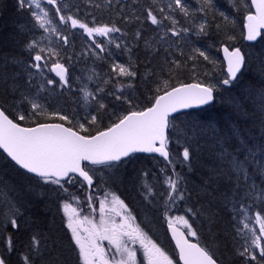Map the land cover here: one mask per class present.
Returning <instances> with one entry per match:
<instances>
[{
  "label": "snow or ice",
  "instance_id": "6c2138e0",
  "mask_svg": "<svg viewBox=\"0 0 264 264\" xmlns=\"http://www.w3.org/2000/svg\"><path fill=\"white\" fill-rule=\"evenodd\" d=\"M232 7H239L241 0H229ZM18 6L23 10L27 7L34 21V27L42 30V33L55 34L67 46L69 44L68 35H62L59 26H56L54 20L50 18L49 11L43 4L51 5L55 9V14L59 19V25L71 29H81L91 41L90 51L78 55L98 56V52H105L103 40L97 38H106L108 44H114L117 49L123 45L124 51L131 53V49L123 41H117L111 34L121 33V28L115 24H96L93 21L92 26L71 14L68 5L63 7L58 4V0H17ZM199 7L190 8L187 0H169L166 11L160 8L158 17L156 11L152 8L145 10L146 20L151 25L163 28V21L168 20L171 27H167L159 37L160 41L168 42V34L172 37L187 36L189 33L197 35H206L208 21L206 17L211 14L213 17H220L226 28L229 22V16L225 11L220 10L214 3V0H199ZM111 7V0H109ZM117 6L121 12L126 5ZM255 8V13L251 8ZM172 12H178L190 22V26L182 27L177 30L178 21ZM195 13H201L200 22L197 23ZM120 14V13H118ZM128 20L129 17L124 16ZM139 19V17H137ZM244 29L247 41H256L258 37L264 39V0H251L247 15L244 17ZM221 25H217L219 29ZM18 31L20 29L18 28ZM47 37L43 34L39 38H33L26 42L25 49L30 53L27 62L21 61L15 56L0 58V88L6 95L13 97L19 95L17 107L22 108L24 104L29 105L27 112L18 111L15 118L12 119L7 114L6 108L0 104V149L7 154L15 165L25 170L31 179H36L37 186L44 189L49 185H55L58 190L68 193L65 184H76L81 182L89 190L93 188L94 176L98 170L117 168L118 164L125 162V158H130L131 154L136 152L159 153L169 164H173L172 156L168 150L169 138L168 131L174 127L172 121L175 117L172 115L179 110L188 109L193 106L207 105L213 102L214 92L217 89L216 84H205L203 82L183 83L179 82L177 86L170 83L171 77L161 81L159 78L155 81L156 95L152 97L151 106L140 111H129L116 118L105 130L97 131L96 135H81L80 132H86L87 125H96L99 127V121L102 114L107 112L108 106L98 96L105 91L102 87H97L95 92L88 90L87 86L80 88L84 105L94 104V112L88 113L81 122L79 119L73 121V117L62 114L60 111L48 112L46 103H41V93L47 91V86H55L57 83L61 88L69 87L68 69L65 64L60 62L61 53L56 48L42 46L41 41ZM135 38H141V32L135 33ZM227 40H234L235 37L227 36ZM148 54L159 55V50H154L151 42L146 41ZM176 46H180L179 40ZM225 58L228 63L227 78L223 79V86L231 85L238 79V73L246 63L245 56L240 48L224 47ZM110 54V53H109ZM167 50L165 55V64L168 65ZM183 54V53H182ZM56 58L50 71L54 72L59 78L46 79L44 83L34 88V76L42 73L43 68L47 67L50 58ZM202 57L204 61L211 62L210 56L205 50L199 47H193L191 54L187 56V61H193V75H195L196 60ZM71 60V57H69ZM149 64H146L145 76L151 79L154 71H148ZM175 68L181 67L179 60H172L169 66V72ZM135 65L129 58V63H113L111 65L112 79L105 80V84L112 83L114 79L115 91L108 93L116 101H122L129 106L132 105L131 99L125 95V89L131 88L132 84L120 82V78H132L138 76V71L134 70ZM94 71V70H93ZM163 71V69L161 70ZM27 79H24V77ZM257 77L260 80V88L251 89L245 100L231 99L230 107L240 118L256 117L261 128H264V60H261L257 69ZM93 77L88 76L91 80ZM259 97V99H257ZM246 103L251 106L249 112ZM41 117H56L65 123H42ZM20 121H30L34 124L32 127H22ZM79 129L74 130V129ZM211 130L214 140L213 158L216 164L208 169V176L202 181L200 191L208 198L207 218L211 223L216 215L212 211L214 203L219 195L225 208L231 207L233 219L237 221L234 225L236 237L242 241L238 248L234 249L235 255L243 258L245 264H264V214L257 211L254 215L255 222L259 225V232L250 227L251 208L257 201L264 203V141L260 143L250 141L240 127L233 123L227 133H221L212 125L204 126L192 124L185 130V146L180 153L179 163L182 167L188 169V173L193 171L192 161L195 149L192 144L198 137L206 131ZM237 141L236 147L232 148L231 140ZM162 173L164 169L160 170ZM151 174L148 171L139 173L140 195L145 201L150 202L151 197L155 195L154 185L148 183V177ZM187 173H181L175 170L173 166L171 174H165L162 184L166 189V211L168 206L175 207L178 202H184L191 199V190L187 186ZM259 178V183L257 182ZM159 180V177H157ZM221 183L225 184V190L220 191ZM12 189L0 180V209H2L3 223L5 231L10 228L12 232L4 235L0 232V243H3L6 249L5 253H0V264H10L7 254L15 251L13 234L19 232L22 228L29 232L28 241L24 251L19 254L20 264H63L60 254L57 251V242L50 236L40 231H32L31 225L24 218L22 207L16 199L10 195ZM28 192L37 196H45L43 190L37 192L35 188L29 187ZM111 196V201L108 197ZM73 200L78 201V197L73 196ZM96 199L91 195L87 197L88 206L92 207ZM251 201V203H248ZM109 203L111 207H109ZM61 207L67 215V228L71 231V242L78 249L79 260L81 264H138L137 249L134 247L139 244L143 249L147 264H174V261L165 254L147 235L138 227L134 226L135 218L132 216L125 204L115 193L105 192L102 199H99L100 221L99 224L93 223L88 217L83 220L74 218L76 209L72 208L66 200ZM72 208V214L68 210ZM119 209V210H117ZM187 212L194 216L201 215L193 208H188ZM119 217V220H117ZM176 219L183 222L185 233L177 235L176 229L172 227V221L169 220V227L172 228L173 238L176 240V247L179 249V258L183 264H222V261L215 257L206 246H201L198 238V232L189 220L184 216ZM87 223L90 227H83ZM81 229L84 234H82ZM187 237H197V242L193 243ZM108 241L110 248H104L102 241ZM114 249V251H113ZM257 250L259 258L257 257Z\"/></svg>",
  "mask_w": 264,
  "mask_h": 264
},
{
  "label": "trees",
  "instance_id": "16d2710c",
  "mask_svg": "<svg viewBox=\"0 0 264 264\" xmlns=\"http://www.w3.org/2000/svg\"><path fill=\"white\" fill-rule=\"evenodd\" d=\"M217 2H220L219 4L221 6H224V0H217ZM241 2L242 3L240 4L247 5V0H241ZM119 3L126 5V8H123L122 13L127 15V17H129V20L133 23L125 25L129 29L128 33L130 34V30L134 34L138 30L141 32V40L135 38L137 41L140 42V44L139 42H136L135 49L130 47L133 53L136 50H139L136 56V60L134 62V70L138 71V76L130 82L132 84V87L129 88L128 92H125V95L129 99H131L133 106H129L127 103L121 101H116L114 97H110V100L106 101L107 103H109L107 105V112L102 114V119L99 121V127H97L96 125L86 124L88 130L86 132L81 131V133L85 135H92L93 133L106 128L111 123H113L117 117L131 110H142L150 106L152 103V97L156 95L155 81L157 80V78L163 81L171 77L170 83L172 84V86L177 85L179 82L184 83L190 81L203 82L205 84H213L210 80L212 79L213 81V79H215L216 75L214 74V72H216V74H220L223 79H226L227 77L223 72V64L221 62L219 45L215 47V44L220 41L222 42L224 40L223 43L230 46H239L244 53L245 59H249V51L247 50H250V52L257 53L258 57L259 55L263 54L260 57H264V39L260 38L259 42H257L255 45H247L243 41L242 20L247 8L246 10L241 8V11L238 12L236 15V13L233 10L232 13L230 11V7H227V5L225 4L224 7L226 8V12L228 10L227 14L229 15V12H231L232 17L236 15V21L231 22V20H229L225 28L222 19L216 16L219 21L218 23L220 24H212L209 20L207 24L206 35L195 36L199 39L204 40L203 42H206L205 45H209L211 47L210 50H208V47L204 48L205 46L200 49H204L210 57H213L212 59L214 60V63L209 64V61H204L202 57H198L196 60L195 75H193V61H187L186 65L184 63L187 60V56L191 54L192 49L188 50V48L184 49L185 47H182L180 52L184 50V53L179 54L175 52L173 48L168 49V46L167 48L161 47L162 45L167 44L164 42L163 44L159 43V45H153L154 50H159V55H155V52H153L152 55L148 54V49L146 48L145 41H149L150 36L157 37L159 36V34L158 32H155V30H153L155 27L154 25L152 29L147 28V30L144 31V26L146 27L150 24V22L147 21L145 18V10L148 8H152L154 11H156L159 17L160 13L156 9H159V4L166 7L165 2L161 1L160 3H157L154 7H151L149 0H119ZM58 4H60L62 7L64 5H73L79 7V10H81V17L83 15L86 16V14L92 13L96 16V18H100V16L96 12L103 10L108 14L110 13L109 9L115 8L112 3V6L109 7V2H107L106 0H58ZM115 4L116 7H118V0H115ZM119 10L121 9L119 8ZM65 11H70V7H68V9H65ZM134 12H136V14ZM171 14L173 15L175 14V12H172ZM137 17H139V20L137 19ZM140 18L142 21L140 20ZM86 19L88 20V18ZM167 21L168 20H164L163 22L167 23ZM103 23L110 25H124L120 22L118 23L113 18L111 20L103 19ZM217 24L221 25V27L220 29H215L216 35H212V26H217ZM137 27L138 29L136 30ZM18 28L20 29V31H18ZM165 29L166 28L164 26L163 30ZM38 33L39 30L34 27V21L26 7L22 10L18 6L17 0H0V58L15 56L21 61L25 62L28 59V55L30 54L25 49V44L30 39L35 38ZM226 35L233 36L235 37V39L227 40L225 38ZM68 36H70L68 44L69 46L72 43V46H77L78 42H83L82 44H84L85 46V41L82 39L81 35L79 36L78 34H72L71 32V35H69L68 33ZM220 37L222 38L220 39ZM143 40L144 42H142ZM60 42L62 43L63 41L60 40ZM184 42L187 43V41ZM192 43L193 41L189 42V44ZM245 46L246 49L248 47L247 50L245 49ZM255 49L256 51H254ZM166 50L168 53V65L165 64ZM72 52L74 54L77 53L76 51ZM213 53L215 54V57ZM260 57L258 59L256 58L257 60L254 59V62H252L253 60L251 59V61L248 60V65L244 66V69L238 76V79L234 81L231 85H222L224 92L221 95H216V99L211 106L202 110L190 111L174 116L175 119L172 121L174 127H170L168 131L169 149L172 152V160L175 162L173 164L166 165L165 163H158V160L153 157L133 156V158H131L129 161L118 164L117 168L98 170V172L95 173L96 185L93 187L92 190L88 191L86 187L82 185L81 182H77L76 184H65V187L68 188V193L60 191L58 194V190L56 189L55 185H49L44 189H40L37 186L36 179H31L29 175L19 170L17 167L11 164L0 152V180L4 181L9 189H12L10 195H12L17 202L23 205L22 212L24 213V218L22 219L21 223L23 224L26 220L28 224L31 225L32 231L38 230L54 239L57 242V251L60 254V259L62 260L63 264H81L79 260L78 250L76 249V251L73 252L75 245L71 242V236L68 232V228L66 225V217L63 213V209L59 207V205L63 201H67L72 198V192H85L86 195L87 193H91L94 191H103L104 189H107L110 190L111 193H115L117 196L120 197V199L124 200L126 204H128L132 209H134L135 213L142 222H146L147 224H149L150 228L147 229V231L153 239H156L159 242L162 239V242H166L169 248L172 249V246L165 233V227L163 224V216L166 210V199L162 196L161 193L162 190H164L162 187V182L160 180L163 176V173L160 172V170L156 169L155 166L166 170L173 168V165L175 167V170L181 173V175L187 173V186L191 190L192 194L191 199L186 200L184 202H178L175 205V208H177L178 210L176 211L189 220V223H191L198 232V238L200 243L203 246H206L211 253L214 252L213 254H216L215 257L220 259L222 261V264H245V260L235 255L234 253V249L240 246V241L235 235L232 213L230 211L231 207L229 206L228 208H225L218 195L212 208V211L215 212L216 215L213 221L210 223L209 219L207 218L208 198L204 196L202 191H200L202 181L206 179L209 174L208 169L216 164V161L213 158L214 140L213 133L211 132V130L209 129L208 131H206L202 136L198 137L195 143L192 144L195 151L193 154L192 161L193 171L191 173H188V169L182 167L180 163L178 164L179 160H175L173 159V157L175 149L178 148L176 147V145L179 144L177 142L180 141L183 136L185 138V130L192 124H200L204 126L212 125L214 128H216L217 131L223 134L227 133L229 127L235 122V124H237L240 129L243 128L242 130L245 136L250 141L256 143L264 141V128L260 127L259 123L257 122V118H240L235 114L233 108L230 107V100L232 98L244 101L248 92L251 89L260 88L261 84L259 78L257 77V69L259 67L260 61L264 60V58ZM89 58L90 56L87 58V62L91 61ZM174 59L179 60L181 62V67L175 68L174 66H172V70L171 72H169L170 62ZM149 62L150 65L148 71H154L156 74L151 79H147L145 76V65L149 64ZM61 63L64 64L63 60L61 61ZM249 65H251L252 68L247 74V67ZM83 68H85V66ZM69 69L70 68L68 67V70ZM162 69L163 71H161ZM211 75L214 77H212ZM24 79H27V77L25 76ZM74 91L75 90H72L71 95H65L63 93L60 94L58 98L54 96V101L48 99L47 96H41V101H44V103H46L48 112L60 111L62 114L64 112H70V114H73L72 106L79 107V101L77 99V96L80 98L77 92ZM50 93H52L50 94V96L54 95V91L51 90ZM73 94L75 97H72ZM258 98L259 97H257V99ZM19 99V95L15 97L11 95H6L3 92V88H0V104H2L6 108L7 114L12 119H14L16 116L15 111L18 108L17 102L19 101ZM69 100L73 103V105L70 103ZM246 107H248L250 112L251 106L246 103ZM28 109L29 108H27V105L25 104L24 112H27ZM116 112H119L121 115H114ZM77 116L78 115H76V117ZM84 117L81 118L82 122H84ZM56 121L63 122L56 117L40 118V122ZM19 123L23 126L34 125L30 121H20ZM63 123L70 126L67 122ZM76 130L79 131L78 128ZM180 144H185V140L182 141V143ZM236 144L237 141L235 139H232L230 146L232 148H235ZM182 150L183 147L179 149L180 159V153L182 152ZM143 171H148L151 174L148 177V183L154 185L155 187V195L151 197L150 202L145 201L142 198V196L140 195V189L137 188L138 185L136 183V177H138L139 173ZM157 177H159V180H157ZM125 179H127L128 185L125 184ZM257 181H259V178H257ZM29 187L35 188L37 192L43 190L45 192V196L37 197L29 193ZM225 187L226 185L221 183L220 191L223 192L225 190ZM248 203H251V201H249ZM259 203L261 202L259 201ZM202 206L203 212H201V215L194 216L192 215V213L187 212L188 208H193L195 211L200 212ZM169 207L172 208L171 206ZM258 210L261 211L262 214H264V203L260 204ZM5 227L6 226L3 223L2 209H0V232L4 233V235H7L8 233L12 232L10 228H7V231H5ZM28 236L29 232L25 231L24 228H22L19 232L13 234L14 248L16 249L12 253L7 254L10 264H20L19 254L24 251L23 245L27 243ZM190 238L197 240V237ZM5 252L6 249L4 248L3 243H0V253ZM253 264H255V262H253Z\"/></svg>",
  "mask_w": 264,
  "mask_h": 264
},
{
  "label": "rangeland",
  "instance_id": "374dc122",
  "mask_svg": "<svg viewBox=\"0 0 264 264\" xmlns=\"http://www.w3.org/2000/svg\"><path fill=\"white\" fill-rule=\"evenodd\" d=\"M160 1H162V2H165V4H166V7L165 6H163V5H161V4H159L158 6H159V9L160 8H164V9H167V5H168V3H169V0H149V2H150V4H151V7H154L157 3H160ZM107 2H109V0H107ZM216 2V3H215ZM224 2H226V5H227V7L229 6L230 7V11H234L236 14L238 13V12H240L241 11V8H243V9H245L246 10V8H247V5L246 4H240L239 5V9H237V7H235V8H233L231 5H230V3H228L229 2V0H225ZM187 3L189 4V6H190V8H195V7H199L200 5H199V0H187ZM214 3L216 4V5H219V6H217L220 10H222V11H225L226 12V8L225 7H223V6H221L218 2H217V0H214ZM242 3V2H241ZM152 5H154V6H152ZM43 6L46 8V10H48L49 11V15H50V18H52L55 22H57V23H59V19H58V17L56 16V14H55V12H54V16L53 15H51L50 14V5H47V4H43ZM115 7H116V4H115ZM223 7V8H222ZM101 8V7H100ZM103 9V8H102ZM159 9H156V10H159ZM71 14H74L75 16H76V18H78V19H80V20H82L83 22H86V23H88L89 24V26H92V24H93V21L94 20H92L93 18H89V20H86V16L85 17H81V14H80V10H79V7H76V6H73L72 5V9H70V11H69ZM99 16H100V18H96V21H95V23L96 24H104L103 23V19H110L107 15H106V12L105 11H98V12H96ZM226 13H228V10H227V12ZM231 12H229V20H231V22H235L236 21V18H235V16H234V18L231 16V14H230ZM174 16H175V18L177 19V21L179 22L178 23V25H180L181 26V28L182 27H188V26H190V22L188 21V20H186V18H182V15L181 14H179L178 12H175V14H174ZM195 16L199 19V17L200 16H203V14H200V13H195ZM212 15L211 14H209L207 17H206V19H207V21L209 22V20H210V22L212 23V24H215V23H218L219 21H218V19L216 18V17H211ZM181 18V19H180ZM179 19V20H178ZM196 20V22L197 23H199L200 22V19L199 20ZM127 22H131L129 19L128 20H126ZM181 21V22H180ZM218 24H220V23H218ZM217 24V25H218ZM56 25V24H55ZM110 25V24H109ZM163 25L165 26V28H167V27H171V24L170 23H164L163 22ZM177 25V30L179 31V29H180V26H178ZM185 25V26H184ZM56 26H58V25H56ZM115 26H117V27H119V28H121L122 29V32L121 33H113V34H111L112 35V37L114 38V39H117V41L119 42V41H123L124 42V44H126L127 45V47L128 48H136V39H135V34L130 30V33L131 34H129L128 33V28H127V26H125V25H115ZM59 27H60V29H61V33H62V35H68V33H69V35H71V32H72V34H79V35H81V37H82V39L84 40V41H86V43H85V46H84V44H82L81 42H78L77 43V46H72V44H70V46L69 45H67V46H65L64 44H63V42L61 43L60 42V39H58L56 36H55V34H49V33H42V30H39V33L35 36V38H39L42 34H43V36H45V37H47L46 39H43L42 41H41V44H42V46H45V47H52V48H56L57 50H59L60 51V53H61V59H60V62L63 60V62H64V64H65V67L66 68H70L68 71H69V73H68V76H70V78L71 79H69V87H64V88H61V86L57 83L55 86H47L46 85V88H47V91L45 92V93H41V96H47L48 97V99H51L52 101H54V96H56L57 98H58V96L60 95V94H65V95H71V92H72V90H75L74 92H77V89L78 90H80V88H82V87H75V82L76 81H78L79 82V84L81 85V86H87V88H88V90H90V91H93V92H95V90H96V88L97 87H102V88H104L105 89V91L103 92V93H99L98 94V96L103 100V102L106 104V105H108L109 103H107L106 101L107 100H110V97H112V96H110V95H108V93H110V92H114L115 91V88H114V84H115V80L113 79L112 80V83H110V84H105L104 83V81L105 80H109V79H112V74H111V65L113 64V63H116V62H119V63H124V64H128L129 63V58H130V56H131V60H132V62H133V64H134V62H135V60H136V56H137V54H138V52H139V50H136L135 52H134V54H132L133 52L131 51V53L129 54V53H127L126 51H124V48H123V45H122V47L120 48V49H117L116 47H115V45L114 44H108L107 43V39L106 38H97L98 40H103L104 41V44H105V48H106V51L105 52H99V50H96V52H98L99 54H98V56H92V55H87V54H84V55H78V54H81V53H86V52H88V51H90V49H91V47H92V44H91V41L89 40V38L83 33V30H81V29H71V27H70V25L68 26V28L67 29H65V27H63V26H61V25H59ZM213 27V31H212V35H216V31H215V29L217 28V26H212ZM147 28H153V25H151V24H149V25H147L146 27L144 26V31H146L147 30ZM157 29V30H156ZM162 28H158L157 26H155L154 27V29L153 30H155V31H157L158 32V34H159V36H157V37H152V36H150V40H149V42H151L152 43V45H155V44H158L159 45V43H161V44H163L164 42L163 41H160V39H159V37L162 35V33H163V29L161 30ZM218 29V28H217ZM220 29V28H219ZM127 30V31H126ZM68 32V33H67ZM127 34H126V33ZM218 32V31H217ZM225 33V32H224ZM189 35H192V37H189ZM189 35H187L186 37L185 36H183L182 38H178V37H172L171 36V34L169 33L168 34V42H167V44H165V45H162L161 47H163V48H167V46H168V49H169V47H171V48H173V50L175 51V52H177V53H179V54H181V53H184L183 51L182 52H180V50L182 49V47H185L184 49H186V48H188V49H190L191 47H190V45L192 46V48L193 47H199V48H202V46H205V42H203V41H200V39L199 38H197V37H194V36H197L195 33H189ZM68 37H70V36H68ZM132 37L134 38V39H132ZM190 38V39H187V38ZM176 38H178V40H179V42H180V46L179 47H177L176 46V41H177V39ZM222 37H220V39H221ZM82 41V40H81ZM184 41H187V43L186 42H184ZM191 41H193V44H189V42H191ZM133 42V43H132ZM58 45H57V44ZM201 44V45H200ZM204 44V45H203ZM186 45V46H185ZM218 45V43H216L215 44V47ZM69 46V47H68ZM207 47H208V45H207ZM206 46H205V48H207ZM191 48V49H192ZM211 48V47H210ZM210 48H209V50H210ZM172 50V51H173ZM72 51H76L77 53L76 54H74ZM188 51V50H187ZM186 51V52H187ZM249 52H250V50H249ZM110 53V54H109ZM119 53V54H118ZM214 54V53H213ZM67 55V56H66ZM89 56H91L89 59L91 60V61H88L87 62V58L89 57ZM69 57H71V60H69ZM214 57H215V54H214ZM28 59L30 58V54L28 55V57H27ZM200 58V57H199ZM211 58V63L209 62V64H213L214 63V60L212 59L213 57H210ZM27 59V60H28ZM88 59V60H89ZM27 60L25 61V62H27ZM213 60V61H212ZM56 62V58H50L49 59V61H48V65H47V67H45V68H43V71H42V73H40V74H37V75H35L34 76V78H33V80H34V88H33V91H35V86H39L41 83H44L45 81H46V79H54V80H57L58 81V79L56 78V76H54L52 73H51V71H50V68H51V66H52V64L53 63H55ZM87 65V66H86ZM135 65V64H134ZM85 66V68H83ZM94 70V71H93ZM89 75H91L93 78L91 79V80H89L88 79V76ZM145 77V76H144ZM135 78H132L131 79V81L132 80H134ZM131 81H129V79L128 78H124V77H121L120 78V82L121 83H124V84H128L129 82H131ZM85 84H87V85H85ZM62 89H63V92H62ZM54 91V95L53 96H50V94H52V93H50V91ZM128 90H129V88H126L124 91L125 92H128ZM216 90H218V89H216ZM80 94V96L82 97V93L80 92L79 93ZM72 97H75L74 96V94H73V96ZM77 99H78V105H79V107L78 106H72L73 108H72V111H73V114H70V112H68V113H63V114H67V115H69L70 117H73V121L75 122V120L76 119H79L80 121H81V118L82 117H84V116H86L88 113H91V112H93L94 110H95V105L94 104H88V105H84V101H83V99L82 98H79L78 96H77ZM70 101V100H69ZM41 103H44V101L42 102V101H40ZM122 102V101H121ZM48 103H51V102H48ZM70 103L73 105V103L70 101ZM27 105V104H26ZM24 106H25V104L23 105V107L22 108H17L16 109V111H15V115L17 114V112L18 111H24ZM47 107V106H46ZM27 108H29V105H27ZM79 109V110H78ZM121 115L119 112H116L114 115ZM76 115H78L77 117H76ZM116 115V116H117ZM82 122V121H81ZM178 151V152H177ZM173 159H175V160H179L180 158H179V149L178 148H176L175 149V153H174V157H173ZM173 163H175L174 161H173ZM155 168L156 169H158V170H161V168H159L158 166H155ZM165 170V169H164ZM171 171H172V168H170V169H166L165 170V172L163 173V176L161 177V182H162V180L164 179V175L165 174H171ZM161 172V171H160ZM130 179H132V178H130ZM129 179V180H130ZM149 179V178H148ZM140 179H139V176L138 177H136V183H137V188L138 189H140ZM257 182H259V181H257ZM125 184L126 185H128L127 184V179H125ZM162 187H163V189L164 190H162V196L166 199V190H165V186H163V184H162ZM102 192V193H101ZM105 192H108V190L107 189H104L103 191H94V192H91V193H87L86 195H85V192H72V196H76V197H78L79 199H78V201L77 200H73L72 198H70L69 200H67V202L69 203V204H71L72 205V208H74V209H76V216L74 217V218H76V219H79V220H83V218L84 217H88L90 220H92L93 221V223H96V224H99V221H100V211H99V199H101V197L103 198L104 197V195H105ZM89 195H91L92 197H94V198H98V199H96V201H95V203L92 205V207H89L88 206V202H87V197L89 196ZM108 200L109 201H111V196H109L108 197ZM260 204L261 203H259V201H257L256 202V204H255V206H253L252 208H251V216H250V219H251V224H250V227H253L256 231H257V233L259 232V225H258V223H256L255 222V219H254V215H255V213L257 212V211H259L258 210V207L260 206ZM109 207H111V204L109 203ZM72 208H70L69 210H68V214H72ZM168 209L169 210H165V214H164V218L166 219V220H168V222H169V220L171 219V221H172V223H175V224H179V225H181V226H183L184 228H185V226H184V224H183V222L182 221H180V220H178V219H176L177 217H179V216H182L181 214H179L177 211V208H175V207H172V208H170L169 206H168ZM117 210H119V209H117ZM177 210V211H176ZM230 211H231V209H230ZM63 213H64V215H65V217H66V225H67V215L65 214V212H64V210H63ZM132 214V213H131ZM133 216V215H132ZM137 216V215H136ZM134 217V216H133ZM135 218V217H134ZM137 219H138V216H137ZM232 219H233V214H232ZM117 220H119V217H117ZM136 223H137V226H139V228H140V224L138 223V221H139V219H138V221L135 219L134 220ZM233 223H234V225L237 223V221L236 220H234L233 219ZM135 226V225H134ZM83 227H90V225H88L87 223H85L84 225H83ZM141 229V228H140ZM142 230V229H141ZM143 231V230H142ZM68 232H69V234H70V236H71V231L68 229ZM81 232H82V234H84L83 233V231H82V229H81ZM144 232V231H143ZM145 233V232H144ZM146 234V233H145ZM153 243H155L158 247H160L157 243H156V241L155 240H153L151 237H149V236H147ZM240 241V244L242 243V241L241 240H239ZM105 243H107L106 244V247L107 248H110L111 246L109 245V243H108V241H106L105 240V242H102V246L105 248V246H104V244ZM136 249H137V261H138V264H147V262H146V260H145V257H144V253H143V249L142 248H140V246H139V244H137V245H135L134 246ZM78 250V249H77ZM162 250V249H161ZM113 251H114V249H113ZM162 251H164V250H162ZM166 255H168V254H166ZM169 256V255H168ZM170 257V256H169ZM257 257L259 258V253H258V250H257Z\"/></svg>",
  "mask_w": 264,
  "mask_h": 264
},
{
  "label": "bare ground",
  "instance_id": "6f19581e",
  "mask_svg": "<svg viewBox=\"0 0 264 264\" xmlns=\"http://www.w3.org/2000/svg\"><path fill=\"white\" fill-rule=\"evenodd\" d=\"M61 1V0H60ZM107 1V0H106ZM115 1V0H114ZM225 1V0H224ZM245 1V0H244ZM161 2V1H160ZM148 3V2H147ZM216 3V2H215ZM220 3V2H219ZM222 4V3H221ZM225 4H226V2L224 3V6H225ZM114 7H115V4L113 5ZM154 6V5H153ZM217 6H219V5H217ZM223 6V7H224ZM68 7H70V9H72V6H68ZM86 7V6H85ZM130 7V6H129ZM148 7V6H147ZM222 7V8H223ZM27 8V7H26ZM126 8V7H125ZM131 8V7H130ZM233 8H235V7H233ZM134 9V8H133ZM221 9V8H220ZM229 9V8H228ZM237 9H239V8H237ZM127 10V9H126ZM138 10V9H137ZM136 10V11H137ZM81 11V10H80ZM130 11V10H129ZM166 11H168V9L166 10ZM235 11V10H234ZM54 9H53V7L50 5V14L51 15H53L54 16ZM109 12L110 13H106V15L110 18V20L113 18V19H115V21H117L118 23L120 22L121 24H124V25H129V24H133L132 22H127L125 19H123V17L124 16H127V15H125L124 13H122L121 12V10H119V7H115V8H113V9H109ZM159 12V11H158ZM232 12V11H231ZM118 13H120V14H118ZM129 13V12H128ZM135 14H136V12H134ZM133 13V14H134ZM233 13V12H232ZM201 14V13H200ZM231 14V13H230ZM158 15V14H157ZM160 15V14H159ZM174 15V14H173ZM233 15V14H232ZM237 15V14H236ZM236 15H234L235 17H237ZM86 18H88V20H89V18H93L92 20H94V21H96V16L94 15V14H90V15H87L86 14ZM144 16V15H143ZM82 17H85L84 15L82 16ZM201 17V16H200ZM199 17V18H200ZM143 18V17H142ZM182 18H183V16H182ZM234 18V17H233ZM181 19V18H180ZM198 19V18H197ZM87 20V19H86ZM139 20V19H138ZM140 20H141V18H140ZM179 20V19H178ZM199 20V19H198ZM113 21V20H112ZM142 21V20H141ZM114 22V21H113ZM181 22V21H180ZM54 23L56 24V25H58L59 26V23H57V22H55L54 21ZM167 23H170L169 21H167ZM139 24V23H138ZM62 26V25H61ZM178 26H180V25H178ZM185 26V25H184ZM178 28V27H177ZM180 28H181V26H180ZM133 29V28H132ZM135 29V28H134ZM138 29V27L136 28V30ZM163 29V28H162ZM161 29V30H162ZM122 30V29H121ZM136 30H134V31H136ZM157 30V29H156ZM127 31V30H126ZM130 32V31H129ZM151 32V31H150ZM155 32H157V31H155ZM126 33V32H125ZM127 34V33H126ZM131 34V33H130ZM79 35V34H78ZM187 35H189V34H187ZM197 35V34H196ZM80 36V35H79ZM244 36H245V31H244V29H243V41L247 44V42H246V40L244 39ZM183 36H181V37H178V38H182ZM189 37H192L191 35H189ZM187 38V39H190V38ZM195 37V36H194ZM177 38V39H178ZM184 38V37H183ZM132 39H134L133 37H132ZM145 39V38H144ZM141 40V39H140ZM147 40V39H146ZM200 40H202V39H200ZM73 41V40H72ZM202 41H204V40H202ZM209 41V40H208ZM207 41V42H208ZM212 41V40H211ZM224 41V40H223ZM223 41L221 42H218V45H219V51H220V57H221V59H222V48H224V47H228L229 48V50L231 51V49L232 48H240L239 46H230V45H227V44H224L223 43ZM136 42L138 43L139 41H137L136 40ZM142 42H144V40L142 41ZM141 42V43H142ZM146 42V41H145ZM192 42V41H191ZM210 42V41H209ZM85 43H86V41H85ZM133 43V42H132ZM206 43V42H205ZM57 44V43H56ZM139 44H140V42H139ZM193 44V43H192ZM212 44V43H211ZM262 44V43H261ZM58 45V44H57ZM201 45V44H200ZM204 45V44H203ZM217 45V46H218ZM263 45V44H262ZM206 47H207V45H205ZM260 46V45H259ZM258 46V47H259ZM264 46V45H263ZM53 47V46H52ZM69 47V46H68ZM190 47L192 48V46L190 45ZM196 47V46H195ZM203 47V46H202ZM251 47V46H250ZM249 47V48H250ZM169 48H171V47H169ZM190 48V49H191ZM205 48V47H204ZM209 48H210V46L208 45V50H209ZM253 48V47H252ZM190 49H188V50H190ZM245 49H246V46H245ZM247 49H248V47H247ZM246 49V50H247ZM202 50H204V49H202ZM263 50V49H262ZM247 51H249V50H247ZM247 51H246V53H247ZM252 51V50H251ZM254 51H256V49L254 50ZM264 51V50H263ZM263 51H261V52H263ZM119 54V53H118ZM132 54H134V53H132ZM246 55V54H245ZM261 55H263V54H261ZM261 55H259V57L261 56ZM67 56V55H66ZM91 57V56H90ZM248 57V56H247ZM258 54L257 53H255V52H249V59L247 58L246 60H247V64H245L244 66H247L248 65V60H253L252 62H254V59L255 60H257L258 58ZM257 58V59H256ZM260 58H264V57H260ZM132 59V58H131ZM250 60V61H251ZM259 61V60H258ZM200 63V62H199ZM211 63V62H210ZM193 64V63H192ZM253 64V63H252ZM200 66H202V65H200ZM244 66L242 67V70H241V72L243 71V69H244ZM251 65H249L248 67H247V74L249 73V71H250V69L252 68V66L250 67ZM205 68V67H204ZM206 68H208V67H206ZM254 68H256V67H254ZM196 70V69H195ZM253 70V69H252ZM159 71V70H158ZM240 72V73H241ZM240 73H238V76L240 75ZM214 74L216 75L215 76V79H213V81H212V79L210 80L213 84H216L217 85V89L218 90H216L215 92H214V97H215V99H216V95L217 94H219V95H221L223 92H224V89H223V86H222V84H221V82H222V80H223V77L222 76H220V74H216V72H214ZM213 74V75H214ZM210 75V74H209ZM212 76V75H211ZM212 77H214V76H212ZM226 77H227V75H226ZM68 79H71L70 78V76H68ZM236 81V80H235ZM194 82H196V81H190V82H187V83H194ZM246 82V81H245ZM196 83H198V82H196ZM236 83V82H235ZM240 84V83H239ZM85 85H87V84H85ZM88 86V85H87ZM75 87L77 88H79V87H84V85L83 86H81L80 84H79V82L78 81H76L75 82ZM251 88H253V87H251ZM258 89V88H257ZM241 91V90H240ZM218 92V93H217ZM80 91L77 89V94L80 96ZM233 93V92H232ZM80 98H82L81 96H80ZM237 98V97H236ZM215 99H214V101H215ZM259 99V98H258ZM214 101L213 102H211L207 107H209V106H211L213 103H214ZM231 101V100H230ZM225 102V101H224ZM151 106V105H150ZM149 107V106H148ZM143 110V109H142ZM131 111H140V110H131ZM223 111V110H222ZM125 114H127V113H125ZM225 115V114H224ZM215 118V117H214ZM184 120V119H183ZM42 123H63V122H59V121H56V122H42ZM235 123V122H234ZM211 124V123H210ZM214 125V124H213ZM249 125H251V124H249ZM21 126H23V125H21ZM32 126H34V125H31V126H23V127H32ZM65 126L66 127H68V125H66L65 124ZM243 129V128H242ZM74 130H76V129H74ZM224 130V129H223ZM184 138V136L182 137V139L180 140V141H178L177 143H179V144H177L176 145V147H178V149H180V148H182L183 146H185V144H180V143H182V141H184L185 140V138ZM253 140V139H252ZM209 143V142H208ZM210 146V145H209ZM205 148V147H204ZM169 152H170V154H172V152H171V150H169ZM178 152V151H177ZM209 152V151H208ZM201 155V154H200ZM133 156H145V157H153V158H155V159H157L158 160V163H165L166 165H169V163L167 162V161H163V160H161V159H159V158H157V157H155V156H153V155H144V154H131V157L130 158H125V162H127V161H129L131 158H133ZM200 157V156H199ZM213 161V160H212ZM178 164H179V162H178ZM172 167H173V165H172ZM212 167V166H211ZM6 177V176H5ZM99 183V182H98ZM259 183V182H258ZM96 185V178H95V176H94V185H93V187ZM194 185V184H193ZM85 187H86V189L89 191V189L87 188V186L86 185H84ZM12 187V186H11ZM165 188V187H164ZM93 189V188H92ZM91 189V190H92ZM166 190V189H165ZM108 192H110V190H108ZM102 193V192H101ZM51 198V197H50ZM101 199H102V197H101ZM220 199V198H219ZM39 201V200H38ZM126 204V203H125ZM231 213H232V211H231ZM252 225V224H251ZM1 229V228H0ZM7 233V232H6ZM18 235V234H17ZM18 247V246H17ZM16 249V248H15ZM214 253V252H213ZM216 255V254H215ZM13 259V258H12ZM15 261V260H14Z\"/></svg>",
  "mask_w": 264,
  "mask_h": 264
},
{
  "label": "water",
  "instance_id": "95a60500",
  "mask_svg": "<svg viewBox=\"0 0 264 264\" xmlns=\"http://www.w3.org/2000/svg\"><path fill=\"white\" fill-rule=\"evenodd\" d=\"M250 1V4H251V0H249ZM252 9H253V13H255V8L254 7H252ZM244 31H245V35H246V30L244 29ZM262 31H264V30H262ZM259 39V37L257 38V40ZM256 40V41H257ZM256 41H247L246 40V42H248V43H255ZM222 60H223V62H224V66H225V72L227 73V68H228V63H227V60H226V58H225V53H224V51H223V48H222ZM211 103V102H210ZM209 103V104H210ZM209 104H207V105H202V106H193V107H191V108H188V109H182V110H179L177 113H174V114H172V115H175V114H178V113H180V112H185V111H189V110H197V109H200V108H203V107H206V106H208ZM23 127V126H22ZM105 130V129H104ZM103 131V130H102ZM94 135H96V134H94ZM2 152H3V150L2 149H0ZM4 153V152H3ZM133 154H144V155H154V156H157V157H159V158H161V159H163L164 160V158L163 157H161L160 155H159V153H146V152H136V153H133ZM4 155L7 157V154L6 153H4ZM8 158V157H7ZM9 160H10V158H8ZM11 161V160H10ZM12 162V161H11ZM13 164H15L14 162H12ZM17 166V165H16ZM18 168H19V166H17ZM22 170V169H21ZM24 172H26L25 170H23ZM172 227L173 228H175L176 229V232H177V235H179V233H184V231L180 228V227H178V226H176V225H174V224H172ZM166 230H167V233H168V235H169V237H170V240H171V242L173 243V245H174V247H175V250L177 251V255H178V260H179V262H180V264H183V262L180 260V258H179V249L176 247V240L173 238V231H172V228H170L169 227V223H166ZM186 235V234H185ZM191 242H193V243H195L194 241H191Z\"/></svg>",
  "mask_w": 264,
  "mask_h": 264
},
{
  "label": "flooded vegetation",
  "instance_id": "af4514ba",
  "mask_svg": "<svg viewBox=\"0 0 264 264\" xmlns=\"http://www.w3.org/2000/svg\"><path fill=\"white\" fill-rule=\"evenodd\" d=\"M111 3L114 5L115 4V1L114 0H111ZM87 15H90V14H87Z\"/></svg>",
  "mask_w": 264,
  "mask_h": 264
}]
</instances>
